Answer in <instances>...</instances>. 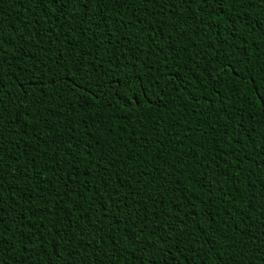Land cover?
I'll return each instance as SVG.
<instances>
[{"label": "trees", "instance_id": "1", "mask_svg": "<svg viewBox=\"0 0 264 264\" xmlns=\"http://www.w3.org/2000/svg\"><path fill=\"white\" fill-rule=\"evenodd\" d=\"M0 264H264V0H0Z\"/></svg>", "mask_w": 264, "mask_h": 264}]
</instances>
